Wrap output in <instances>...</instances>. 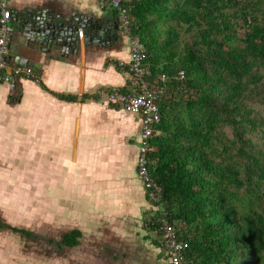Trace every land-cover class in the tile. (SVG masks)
Masks as SVG:
<instances>
[{
	"label": "crops",
	"instance_id": "1",
	"mask_svg": "<svg viewBox=\"0 0 264 264\" xmlns=\"http://www.w3.org/2000/svg\"><path fill=\"white\" fill-rule=\"evenodd\" d=\"M100 5L8 1L11 14L32 8L101 23L108 40L75 51L45 46L31 66L39 81L11 72L0 79V264H166L156 233L144 227L150 205L135 174L140 117L99 95L115 86L132 91L120 66L130 60L129 38L115 27L117 13ZM5 61L20 65L13 54ZM41 211L62 219L64 231L81 232L76 245L44 260Z\"/></svg>",
	"mask_w": 264,
	"mask_h": 264
},
{
	"label": "trees",
	"instance_id": "2",
	"mask_svg": "<svg viewBox=\"0 0 264 264\" xmlns=\"http://www.w3.org/2000/svg\"><path fill=\"white\" fill-rule=\"evenodd\" d=\"M124 3L147 80L164 88L148 169L188 264H264V0ZM80 236L45 239L60 250Z\"/></svg>",
	"mask_w": 264,
	"mask_h": 264
},
{
	"label": "built area",
	"instance_id": "3",
	"mask_svg": "<svg viewBox=\"0 0 264 264\" xmlns=\"http://www.w3.org/2000/svg\"><path fill=\"white\" fill-rule=\"evenodd\" d=\"M9 0H0V79L7 72L16 76H24L39 81L31 66L8 65L5 61V54L8 52L10 38V16L11 10L8 7ZM125 0H101V7L110 8L117 13L119 29L128 36L130 42V60L127 63L120 62V66L126 70L131 77L132 91L126 92L115 86L109 90L100 91L99 95L104 97L112 106L120 107L126 112L138 114L140 117V133L137 144V158L135 171L140 180L148 201L154 206L155 232L158 240V248L166 255L170 264H188L184 249L187 243L177 237V226L167 217L166 212L160 206L162 195L160 186L152 178L148 169V150L150 139L156 132L155 125L160 119L158 101L164 93L162 86L151 85L147 77L150 70L142 64L143 47L137 38L130 35L129 15ZM179 78L183 72L178 71ZM162 81L168 79L164 73L158 74ZM154 210V209H153ZM154 217V216H153ZM180 226V225H179Z\"/></svg>",
	"mask_w": 264,
	"mask_h": 264
},
{
	"label": "water",
	"instance_id": "4",
	"mask_svg": "<svg viewBox=\"0 0 264 264\" xmlns=\"http://www.w3.org/2000/svg\"><path fill=\"white\" fill-rule=\"evenodd\" d=\"M59 18L60 20H57ZM80 17L54 16L41 9H15L10 16V38L5 59L20 65L34 67L36 54L56 47L61 52L75 51L89 41L108 40L107 31L101 23L87 22Z\"/></svg>",
	"mask_w": 264,
	"mask_h": 264
},
{
	"label": "rangeland",
	"instance_id": "5",
	"mask_svg": "<svg viewBox=\"0 0 264 264\" xmlns=\"http://www.w3.org/2000/svg\"><path fill=\"white\" fill-rule=\"evenodd\" d=\"M240 34H242V33H240ZM259 110L261 111L262 115L264 116V107L259 106ZM42 210H43V208H42ZM44 211H46L45 207H44ZM58 217H60V214H58ZM40 220L44 222V223H41V228H40V234L42 237L41 241H40V252H41V259L44 260V259H47L49 257V255L54 254L53 249H55V247L53 245L46 243L47 240L45 238L54 237L56 239H59L60 233L64 230H67V229H64V221L62 222V219L54 218L53 213H51V215L48 216L47 214H44L43 211H41ZM60 220H61V222H59ZM55 224H57V226ZM47 226L49 227V229H46ZM53 226H55V229H53ZM45 236H47V237H45ZM60 253L61 252L56 251L57 255ZM57 263H55L53 260L51 264H57ZM47 264H48V262H47Z\"/></svg>",
	"mask_w": 264,
	"mask_h": 264
},
{
	"label": "flooded vegetation",
	"instance_id": "6",
	"mask_svg": "<svg viewBox=\"0 0 264 264\" xmlns=\"http://www.w3.org/2000/svg\"><path fill=\"white\" fill-rule=\"evenodd\" d=\"M116 18H117V14H116ZM115 27H117V29H119L118 18H117V22L115 23Z\"/></svg>",
	"mask_w": 264,
	"mask_h": 264
}]
</instances>
